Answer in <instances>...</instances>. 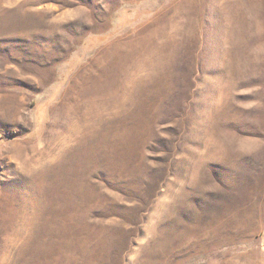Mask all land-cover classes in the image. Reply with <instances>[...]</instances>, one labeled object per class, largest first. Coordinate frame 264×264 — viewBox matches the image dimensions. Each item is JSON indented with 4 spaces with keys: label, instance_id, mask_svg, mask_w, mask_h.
Here are the masks:
<instances>
[{
    "label": "rangeland",
    "instance_id": "obj_1",
    "mask_svg": "<svg viewBox=\"0 0 264 264\" xmlns=\"http://www.w3.org/2000/svg\"><path fill=\"white\" fill-rule=\"evenodd\" d=\"M0 264H264V0H0Z\"/></svg>",
    "mask_w": 264,
    "mask_h": 264
},
{
    "label": "bare ground",
    "instance_id": "obj_2",
    "mask_svg": "<svg viewBox=\"0 0 264 264\" xmlns=\"http://www.w3.org/2000/svg\"><path fill=\"white\" fill-rule=\"evenodd\" d=\"M112 48V47H111ZM107 50V49H106ZM112 50V49H111ZM107 52V51H106ZM80 79V78H79ZM73 85V84H72ZM77 85V84H76ZM84 87V86H83Z\"/></svg>",
    "mask_w": 264,
    "mask_h": 264
}]
</instances>
